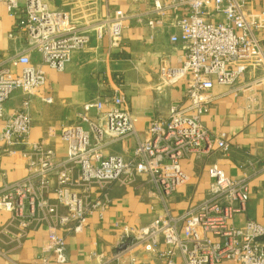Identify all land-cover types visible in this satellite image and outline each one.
<instances>
[{
    "label": "built area",
    "instance_id": "1",
    "mask_svg": "<svg viewBox=\"0 0 264 264\" xmlns=\"http://www.w3.org/2000/svg\"><path fill=\"white\" fill-rule=\"evenodd\" d=\"M263 1L156 0L151 10L135 15L152 29L178 30L170 41L181 43L184 54L177 57L178 66L163 70V77H169L168 83L185 80L186 104L172 106L166 119L154 118L146 139L125 160L104 153L112 143L136 134L128 101L116 92L82 105L76 123L61 132L67 147L64 156L42 141L31 142V99L53 103L43 66L63 71L73 51L89 42V32L78 28L64 11L50 10L45 0H0L15 19L9 38L25 40L0 66V164L4 157L20 156L27 168L25 178L0 187V211L18 222V238L32 223L49 227L50 253L40 257V264H66L68 236L81 233L94 212L108 208L109 186L132 184L139 176L155 187L164 214L145 227H121L127 250L140 248L163 264H176L177 257L184 264H264V224L252 220L239 228L234 224V215L244 213L249 201L246 179L233 180L212 164L203 200L180 214L171 213L165 202L191 180L182 160L230 149L226 133L212 134L202 117L215 99V84L234 86L252 66L264 70ZM259 4L262 9L257 10ZM129 18L121 9L109 12L92 33L96 39L107 38L110 51L120 50ZM35 52L42 65L32 63ZM18 67L20 71L13 70ZM253 84L246 90L253 93L246 97L250 103L264 94V71ZM16 92L23 101L15 112L7 113L5 105ZM260 110L264 119V103ZM260 164L264 171V153Z\"/></svg>",
    "mask_w": 264,
    "mask_h": 264
},
{
    "label": "crops",
    "instance_id": "2",
    "mask_svg": "<svg viewBox=\"0 0 264 264\" xmlns=\"http://www.w3.org/2000/svg\"><path fill=\"white\" fill-rule=\"evenodd\" d=\"M154 1L45 0L50 10L64 11L78 28L88 31L89 42L73 51L63 71L43 66L48 78L46 90L53 96V103L47 104L39 97L31 99V142L42 141L55 154L64 156L67 147L61 132L76 123L82 105L116 92L128 101L136 134L112 143L104 153L130 160L138 142L146 139L151 121L166 119L172 106L186 104L184 79L173 83L162 81L163 70L178 66L177 57L184 54L181 43L170 41L171 35L178 30L172 27L152 29L145 20L135 17L151 10ZM117 9L130 18L125 21L122 48L110 51L107 38L96 39L92 32L109 12ZM260 9L259 4L257 10ZM14 24L15 19L0 5V66L25 44L24 39L9 38ZM262 40L264 50V37ZM31 60L34 65H42L37 52L31 55ZM263 71L259 66H252L234 86L214 85L212 95L215 99L202 121L212 134L226 133L230 149L226 154L195 153L181 161L191 180L165 201L171 213L180 214L206 197L210 185L207 171L212 164H217L233 180L248 181L249 201L246 211L239 213L242 224L247 220L264 224V171L260 164L264 153V119L260 110L264 94H259L253 103L246 100L253 94L246 90L251 85L254 87V81ZM23 98L20 92L14 93L5 105L6 112H15ZM26 175L25 159L20 156L2 159L0 187L6 181L15 182ZM107 198L109 206L105 211L94 212L81 233L68 236L66 264H163L155 255L140 248L129 251L126 245L118 249L126 244L121 238V227H145L164 214L163 202L152 183L141 176L132 184L113 183L107 190ZM49 232L47 225L32 223L26 235L18 238V222L10 213L0 211V264H40V257L50 253ZM176 264H184L181 257H177Z\"/></svg>",
    "mask_w": 264,
    "mask_h": 264
},
{
    "label": "rangeland",
    "instance_id": "3",
    "mask_svg": "<svg viewBox=\"0 0 264 264\" xmlns=\"http://www.w3.org/2000/svg\"><path fill=\"white\" fill-rule=\"evenodd\" d=\"M169 77H163L162 81L165 82V81H168ZM234 221H235V226L237 228L241 227L243 224H242V216L241 215H237L235 214L234 215Z\"/></svg>",
    "mask_w": 264,
    "mask_h": 264
},
{
    "label": "water",
    "instance_id": "4",
    "mask_svg": "<svg viewBox=\"0 0 264 264\" xmlns=\"http://www.w3.org/2000/svg\"><path fill=\"white\" fill-rule=\"evenodd\" d=\"M125 246H126V244H123V245H121V247H119L118 249H119V250H122Z\"/></svg>",
    "mask_w": 264,
    "mask_h": 264
}]
</instances>
